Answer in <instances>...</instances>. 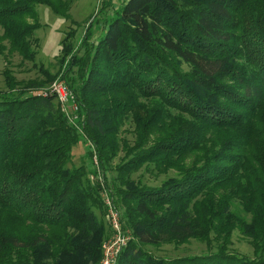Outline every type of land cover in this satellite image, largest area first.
<instances>
[{
	"label": "trees",
	"instance_id": "16d2710c",
	"mask_svg": "<svg viewBox=\"0 0 264 264\" xmlns=\"http://www.w3.org/2000/svg\"><path fill=\"white\" fill-rule=\"evenodd\" d=\"M73 1L0 0V55L36 65L37 5L69 19ZM74 25L57 72H3L0 264H98L110 231L101 179L90 177L94 154L101 178L116 173L107 192L133 237L118 264H264V0H127L80 37ZM58 74L78 106L74 121L48 87L36 90ZM128 116L135 144L112 166ZM82 138L93 167L74 163ZM144 165L177 174L142 184L132 174ZM235 228L255 257L230 249ZM189 238L217 248L170 257L144 245Z\"/></svg>",
	"mask_w": 264,
	"mask_h": 264
},
{
	"label": "rangeland",
	"instance_id": "374dc122",
	"mask_svg": "<svg viewBox=\"0 0 264 264\" xmlns=\"http://www.w3.org/2000/svg\"><path fill=\"white\" fill-rule=\"evenodd\" d=\"M103 1L104 0H74L70 7L69 12L71 16L69 19L54 13V11L48 5H37L39 18L43 26L37 30V35L40 38V44L37 47L39 52L36 59V65H34V63L31 61H22L21 57L18 54H14L7 57L4 55H0V88L5 87L3 73L4 70H6L5 68L10 69L11 72L18 79H32L36 76H41V72L39 70V66L41 64L46 66L49 70H51V72H57L59 69V62L57 58L61 53V42L65 36V33L69 30L70 25H72V22L78 23V25H74V27L77 28L78 37H80L84 26H86L92 19H94L95 17H103L104 12L111 11L113 6H116L117 8H122L125 1L127 0H107L108 2H110V4H108V6H106L104 9L102 8ZM101 10L103 11L101 12ZM95 25H97V22L95 23ZM7 61H10V64H8ZM58 80L65 79L61 77V74H58V76L53 82ZM52 83L48 86L38 87L36 88V90L41 89L43 87H50ZM70 105L71 104H68L67 106H65L64 109L63 105L60 104L62 110L67 113L70 120L74 121L78 116L77 113H74L77 110L74 111L70 109ZM134 130L135 124L133 122V119L130 116L126 117L122 122L118 135L120 149L117 151L116 155L110 158V164L112 166H117L119 163H121L123 156L127 153V148L134 146L136 140V133ZM88 149V141L84 138L80 139L73 148L75 155L74 163L75 165L85 164L88 168L90 166L93 167L94 165L92 169L97 170V173L93 172L90 177L94 180L98 178L99 181L101 179L102 189L100 192V197L102 198L104 203V210H102V216L104 217L106 227L107 229H109L111 234L112 227L109 216V206L106 203L108 198L112 201L113 199L112 196L109 195V192H107L109 190L107 189L108 187L106 185L107 183L110 184V176L112 178L115 176L116 173L109 172L108 175H106V178H101L104 177V173L102 171V168H99V160L96 154H94L92 158L94 163L92 165L91 160L87 155ZM150 169L151 168L148 169L146 165H144L132 174V178L136 182L140 180L142 184L155 186L160 185L168 177L177 174L176 170H171L167 173L157 174L155 172L153 173V171H150ZM107 193L109 196H107ZM232 210L239 215H243V217L245 216V213L243 212L242 206L239 202L233 204ZM120 218L122 221V216ZM122 224L125 228V231L129 232L131 238H133L132 233L130 232L129 228H126L124 226L123 221ZM213 236L214 233H212V237ZM144 245L146 249L158 256L170 257L203 254L209 250H214L217 248V242L215 240L208 243L207 241L198 238H189L182 242H169L162 243L159 245ZM229 247L231 250L250 258H253L256 255L255 248L252 243V238L246 234H243L238 228H235L232 231Z\"/></svg>",
	"mask_w": 264,
	"mask_h": 264
},
{
	"label": "built area",
	"instance_id": "2783aa9c",
	"mask_svg": "<svg viewBox=\"0 0 264 264\" xmlns=\"http://www.w3.org/2000/svg\"><path fill=\"white\" fill-rule=\"evenodd\" d=\"M48 89L56 94L57 99L61 102L64 109L68 104H71L70 109L74 111L78 109L77 104L73 102L74 95L65 80L53 82ZM42 91L40 90V92ZM107 196H109L108 193ZM106 204L109 206L112 233L102 243L103 255L98 264H118L119 256L128 245L131 235L123 227L120 212L115 207L114 201L108 198Z\"/></svg>",
	"mask_w": 264,
	"mask_h": 264
}]
</instances>
